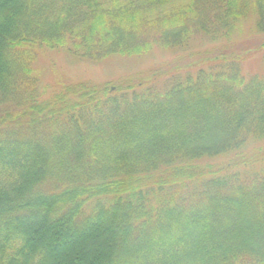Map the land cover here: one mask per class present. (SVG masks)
<instances>
[{
	"label": "trees",
	"instance_id": "trees-1",
	"mask_svg": "<svg viewBox=\"0 0 264 264\" xmlns=\"http://www.w3.org/2000/svg\"><path fill=\"white\" fill-rule=\"evenodd\" d=\"M250 14L264 35V0H0V264H264V44L187 52ZM154 48L116 83L35 68Z\"/></svg>",
	"mask_w": 264,
	"mask_h": 264
},
{
	"label": "rangeland",
	"instance_id": "rangeland-1",
	"mask_svg": "<svg viewBox=\"0 0 264 264\" xmlns=\"http://www.w3.org/2000/svg\"><path fill=\"white\" fill-rule=\"evenodd\" d=\"M254 24L255 17L252 14L241 19L236 24L233 34L231 33L229 39L223 42L212 41L203 35H195L187 52L203 53V55L206 52L205 56L207 57H213L225 51L232 52V50L255 52V48L264 44V35L255 33ZM176 55V53L154 48L149 54L140 58L113 57L100 62L77 59L58 50H43L35 62V68L39 70V79L42 85L81 82L98 85L116 83L135 77L152 67L174 60ZM253 56L247 59L246 63L249 65H245V69H249V66L253 67V63L250 61ZM93 254L94 252L90 256Z\"/></svg>",
	"mask_w": 264,
	"mask_h": 264
}]
</instances>
